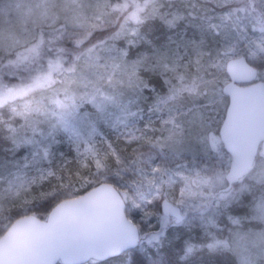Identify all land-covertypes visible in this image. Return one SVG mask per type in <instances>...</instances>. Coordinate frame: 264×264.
I'll return each instance as SVG.
<instances>
[{"label":"rangeland","instance_id":"1","mask_svg":"<svg viewBox=\"0 0 264 264\" xmlns=\"http://www.w3.org/2000/svg\"><path fill=\"white\" fill-rule=\"evenodd\" d=\"M46 33L61 37L47 52ZM241 57L264 82V0H0V72L27 70L0 75V229L16 206L33 213L74 160L66 189L113 180L141 232L140 256L120 264H166L161 252L194 234L224 258L189 264H264V156L214 191L232 161L220 138L227 64ZM165 199L189 214L182 224L163 215Z\"/></svg>","mask_w":264,"mask_h":264},{"label":"water","instance_id":"2","mask_svg":"<svg viewBox=\"0 0 264 264\" xmlns=\"http://www.w3.org/2000/svg\"><path fill=\"white\" fill-rule=\"evenodd\" d=\"M227 73L231 81L224 94L229 106L220 138L232 161L226 186L216 195L229 193L255 170L259 155L264 156V82L258 81V70L245 57L229 61ZM161 210L177 224L189 216L167 199ZM140 241L122 195L114 185L103 183L62 201L46 220L29 215L13 222L0 238V264L106 262L135 250Z\"/></svg>","mask_w":264,"mask_h":264},{"label":"trees","instance_id":"3","mask_svg":"<svg viewBox=\"0 0 264 264\" xmlns=\"http://www.w3.org/2000/svg\"><path fill=\"white\" fill-rule=\"evenodd\" d=\"M51 34L52 33H46L45 37L43 39L44 41L42 43V48H43V51L45 50V52L50 51L52 49L49 46V44H51V42H53L54 39H58L61 41V37H59L58 34H56L54 37ZM66 45L67 46H66L65 50H67L66 51L67 52V54H66L67 58L66 59L63 58V59H64L65 69L67 70L70 67V64L72 63V58H73L72 57L73 55L72 54L68 55V53H70V52L73 53L74 44L70 43V44H66ZM84 45L86 46L87 44L84 43ZM55 58H57V57L55 56ZM43 61L47 62L46 59H44ZM1 72H0V75L2 74ZM21 74L22 75L27 74V70L19 71L18 74L16 73V75H13V76L10 74H7V73L2 74V76L4 77V79H7V80H15V78L20 80ZM0 138H1V136H0ZM109 158L112 162H115L117 164L116 155L114 153H112V154L110 153ZM72 161H70V162L66 161V163L60 164L58 167L60 170H57V172H55L49 178V180L47 182H45L43 188L40 189L38 193H36V195H35L36 196V202L34 205L33 213L32 212L28 213L26 211V208H27L26 206H23V207L16 206L14 209H12L10 211V223L5 228L0 229V238L6 233V231L10 227V225L13 222H15L17 219L24 217V216L34 215L41 220H46L48 218L49 214L51 213V211L54 209V207L57 206L62 201H65L67 199L77 198V197L87 193L92 188H95V187L103 184V183H96V184L86 183V181H84L85 177H84V179L81 177L83 180L82 184H79L76 187L74 186V187H69L68 189H66L67 185L65 184V182L68 183L69 181L77 179V175H78V173H77L78 171H76V170H79L77 168V163H74V160H72ZM107 183L114 185L124 199V196H123V194H122V192H121V190H120V188L116 182H114L112 180V181L107 182ZM56 184L58 187H56ZM220 189H222V188H218V189L214 190L215 195L218 193V191ZM219 195H221V194H219ZM216 196H218V195H216ZM124 201L126 203V200H124ZM126 205H127V203H126ZM127 207H128V205H127ZM127 213H128V216L130 217V214L128 212V208H127ZM161 229H164V230L161 232ZM169 229H170V226H162L156 232H153L150 234H155V233L160 234L163 232H168ZM142 240L143 239L141 237V241ZM141 241H140V243H141ZM211 241L214 242L215 240H213V239L208 240L206 238H203L200 235L194 234L191 238L184 240L182 242V244L173 246V247L167 249V251H162L161 253L163 255V258H164L166 264H189L192 262V260H190V258L194 259V257H196V256H205L203 258H205V260H209L210 255L208 253H210V252L215 253L214 255H211V257H213L214 260L215 259L219 260L220 258L221 259L224 258L223 254H222L223 251H205V249H211L212 250L214 248V243H216V242L212 243ZM138 248H139V246L135 250H138ZM135 250L128 252V253H126V254L118 257V258L106 261V262L91 261L89 263L93 262L95 264H120L123 262L124 259H126V257L128 255L132 254L135 256H138V255L140 256L141 251H135ZM185 250H189V251H185ZM202 250H204V251H202ZM134 260H135L136 264H149V258L148 257L135 258ZM226 264H231V263L229 261H226Z\"/></svg>","mask_w":264,"mask_h":264}]
</instances>
